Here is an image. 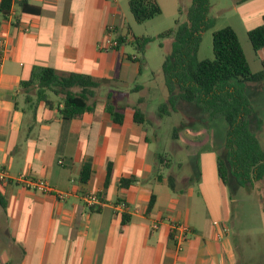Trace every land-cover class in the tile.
<instances>
[{"label":"crops","instance_id":"obj_1","mask_svg":"<svg viewBox=\"0 0 264 264\" xmlns=\"http://www.w3.org/2000/svg\"><path fill=\"white\" fill-rule=\"evenodd\" d=\"M19 1L12 0V17L0 10V168L12 177L21 174L69 196L58 201L15 182L0 185L5 205H0V264H234L229 235H220L223 228H230L231 214L217 157L211 153L198 158L191 144L166 147L169 151L176 147L175 157L193 155L186 168L189 175L174 176L177 191H172L168 175L161 172L170 166L167 158L157 164L162 155L153 149L155 141L147 135L145 124L133 120L129 109L143 101L131 98L130 86L141 72L137 58L120 54V47L108 52L98 48L107 25L131 44L135 22L128 0H27L37 14L21 12ZM167 3L172 6L175 0ZM234 5L243 10L246 35L261 25L264 0L237 5L234 0ZM254 54L261 65L264 48ZM35 67L107 81L96 92L94 111L64 121L57 110L62 107L60 98L53 95V100L51 93L52 108L38 103L29 109L20 82L28 80ZM134 90L142 92L146 87L137 85ZM108 94L115 108H126L119 111L122 124H115L105 110ZM86 160L91 161V176L82 184ZM109 162L112 171L106 182ZM205 171L210 202L201 193ZM121 179L134 183L120 188ZM197 181L199 192L186 186ZM88 194H95L100 204L88 207L84 201ZM151 196L155 203L146 212ZM119 204L125 212L115 208ZM123 217H128L127 223ZM173 222L190 230L179 254L169 234Z\"/></svg>","mask_w":264,"mask_h":264},{"label":"trees","instance_id":"obj_2","mask_svg":"<svg viewBox=\"0 0 264 264\" xmlns=\"http://www.w3.org/2000/svg\"><path fill=\"white\" fill-rule=\"evenodd\" d=\"M210 1L191 0L186 20L183 23L175 20L173 28L157 36L158 39L172 38L171 52L164 57L161 66L168 98L159 111L171 109L176 112L180 108L186 112L185 115L201 123L223 118L227 130L225 156L217 157L219 179L224 185L233 181L238 186L248 188L254 183L264 182V151L257 138L262 120L246 95L245 85L264 81V61L259 71L252 72L239 39L229 26L213 32V57L197 59L202 35L214 25V19L209 15ZM246 1L236 0L235 3ZM16 3L23 13H38V9L29 6L27 0ZM11 5L12 0H1L2 14L8 15ZM127 6L136 24H143L161 14L157 0H128ZM247 39L255 52L264 48V16L260 26L247 32ZM118 40L119 46L114 50L126 43L125 37H118ZM152 40L150 37L132 35L130 43L137 52L142 53ZM135 62L140 64L138 59ZM106 82L88 75H59L52 68L35 67L30 78L20 82V89L25 94V103L29 108H34L38 103L52 108L53 103L48 99V94L59 97L62 107H58V113L64 121H70L94 111L96 92ZM110 98L108 94L105 110L115 124H122L123 115L119 111L126 108H115ZM141 104L142 101H138L129 109L136 123L145 124ZM162 159V156L158 158V165L163 163ZM90 162L86 160L82 166V184H86L91 176ZM106 171L107 182L112 171L110 162ZM133 183V179H121L119 187L128 188ZM167 185L172 191H177L173 176L167 177ZM154 203L155 197L151 196L146 212L151 211ZM0 205L5 207L1 198ZM123 222L127 223L128 217H123Z\"/></svg>","mask_w":264,"mask_h":264},{"label":"rangeland","instance_id":"obj_3","mask_svg":"<svg viewBox=\"0 0 264 264\" xmlns=\"http://www.w3.org/2000/svg\"><path fill=\"white\" fill-rule=\"evenodd\" d=\"M159 1L162 7L159 16L143 24L133 23L132 25L133 35L150 37L153 40L142 53L137 52L133 45L125 43L120 47V54L135 56L140 63H136L139 70H141L139 78L135 84L130 86L132 88L131 98L134 101L137 99L143 100L141 107H143L145 115V131L155 141L152 144L153 149L161 154L163 158L166 157L170 164L169 167H162L161 172L166 176L179 177L178 174H180V176L185 177L190 173L187 166H189V162H192L193 155L189 157L182 153L175 157L173 156L175 146L182 147L185 144L195 146L196 151H198V158L201 154L202 159L208 158L211 153L216 157L223 158L225 156L224 143L227 124L223 118H217L206 123L196 122L185 115L186 112L179 110L180 108L176 112L171 111V109L159 111L161 105L165 104L168 98L161 66L164 57L171 52L172 38L158 39L157 36L173 28L175 20L180 23L186 20L191 0H175L172 6L167 3V0ZM209 15L214 19V25L202 35L197 59L204 60L213 57V32L229 26L239 38L245 55L250 62L251 71H258L261 68L260 62L256 58L254 50L247 39L245 29L241 24L243 10L234 5V0H211ZM137 85L145 86L146 90L142 92L134 90ZM245 86L246 95L262 120L257 138L261 149L264 151V81L258 83L248 82ZM97 96L101 97L102 91H99ZM50 97L55 100L53 94ZM34 107H37V104ZM252 124L255 126L253 121ZM157 140L160 141V144ZM171 145L175 146H172V151H169L166 147ZM163 146L165 148L164 152ZM181 162L183 168H179ZM168 168L169 170H167ZM203 178L204 186L201 193L207 199V202H210L212 198L207 192L208 176L206 171ZM186 186L192 188L194 192H199L198 181ZM224 187L229 200L231 216L229 232L220 233V235L221 238L224 235H229L231 261H235L234 264H264V182L254 183L252 187L245 188L231 181Z\"/></svg>","mask_w":264,"mask_h":264},{"label":"built area","instance_id":"obj_4","mask_svg":"<svg viewBox=\"0 0 264 264\" xmlns=\"http://www.w3.org/2000/svg\"><path fill=\"white\" fill-rule=\"evenodd\" d=\"M14 10L10 9L8 16H14ZM119 46V40L116 36V31L112 25H107L105 30V35L103 40L98 43L99 50L103 52H108L110 50H114ZM3 54V47L0 44V60ZM11 182H15L17 184H21L25 189L38 192L43 195L52 196L58 201H65L69 194L68 192H62L53 189L48 184L41 182L30 180L24 175H17L16 177H12L8 174V172L0 168V185L8 184ZM85 204L88 207H92L94 205H99V199L95 194H88L84 197ZM118 211L125 212L126 207L123 204H119L115 207ZM155 228V227H154ZM229 232L228 228H223L221 233ZM170 239L174 245V250L176 254H179L183 251L184 246L188 240V236L190 235L189 227L183 223H171L169 229Z\"/></svg>","mask_w":264,"mask_h":264}]
</instances>
